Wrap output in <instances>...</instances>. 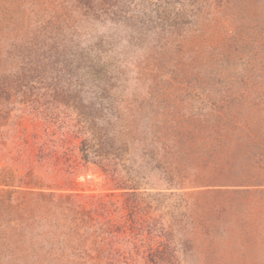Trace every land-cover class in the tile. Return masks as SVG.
I'll list each match as a JSON object with an SVG mask.
<instances>
[{"label":"rangeland","instance_id":"1","mask_svg":"<svg viewBox=\"0 0 264 264\" xmlns=\"http://www.w3.org/2000/svg\"><path fill=\"white\" fill-rule=\"evenodd\" d=\"M22 202L47 255L264 264V0H0L1 239Z\"/></svg>","mask_w":264,"mask_h":264},{"label":"trees","instance_id":"2","mask_svg":"<svg viewBox=\"0 0 264 264\" xmlns=\"http://www.w3.org/2000/svg\"><path fill=\"white\" fill-rule=\"evenodd\" d=\"M82 152L84 158L89 157V152L87 148L85 149L82 148ZM41 195L53 196L52 194H44V193H41ZM93 198L96 197H92L91 199H89L91 206L89 207L88 210L82 209L81 211H75L72 212V214L65 216V222H67V224H69L73 229L77 230L81 227H94L95 224H100L99 230L100 232H104L106 231L105 223H108L110 225L111 223L110 220H107V222L102 223L101 220L97 218V214H99L100 211L101 212L107 211L108 209L107 203L100 199H93ZM27 206H28L27 202L24 203L22 202L20 205L14 203L8 205L7 209L8 208H10L11 210L13 209L10 221H18L17 222L18 226H8L7 227L8 231H6L8 234L6 233L2 239L0 238V260L9 264H19V263L22 264L26 259H28L27 255L33 253L37 257L38 261L47 264H105V263L113 264L112 259L106 260L102 255L103 252H106L104 248L98 249L97 250L98 253L93 256L87 253L86 252L87 250L79 251L77 247H73L75 248L73 252V256L68 257L67 253L65 252L69 244H64L66 247L58 246L57 249H54V250H60L62 252L59 256H55L52 253L47 255L48 252L43 251L45 249L44 245L41 244L39 245L36 241L32 242V238L26 240L23 238V235L21 234L22 229L26 228L30 231L45 225L44 223L45 219L34 218L33 208H31V206L28 207ZM22 207L24 209L27 208L25 214L22 212V210H20L22 209ZM55 223L56 226L57 225L59 226V224L56 221ZM48 225L54 227V223H50V221ZM53 247L54 246H52V248Z\"/></svg>","mask_w":264,"mask_h":264}]
</instances>
